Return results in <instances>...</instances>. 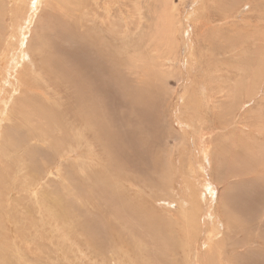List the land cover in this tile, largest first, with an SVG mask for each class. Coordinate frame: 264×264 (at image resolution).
<instances>
[{"label":"rangeland","instance_id":"rangeland-1","mask_svg":"<svg viewBox=\"0 0 264 264\" xmlns=\"http://www.w3.org/2000/svg\"><path fill=\"white\" fill-rule=\"evenodd\" d=\"M48 1L0 0L36 76L0 129V264H264V0ZM27 94L45 134L10 130Z\"/></svg>","mask_w":264,"mask_h":264},{"label":"bare ground","instance_id":"bare-ground-1","mask_svg":"<svg viewBox=\"0 0 264 264\" xmlns=\"http://www.w3.org/2000/svg\"><path fill=\"white\" fill-rule=\"evenodd\" d=\"M25 1V0H24ZM32 1V0H31ZM46 1H48V0H46ZM57 2H58V0H56ZM79 1H81V0H59V2H62V4L63 3H67L68 5L70 4H77L76 6H79L80 5V3H79ZM100 1V0H99ZM103 1V4H104V9L106 10V13L107 14H110L111 12H113V7H112V4L111 3H113V4H115L116 3V0H102ZM124 1H126V0H124ZM43 2V1H42ZM42 2H40V0H35V5H36V7L40 4V3H42ZM49 3H51L50 1H48ZM91 2V1H90ZM96 2V1H95ZM122 2V1H121ZM29 3V2H28ZM31 3V2H30ZM29 3V4H30ZM33 3V2H32ZM78 3H79V5H78ZM130 3V2H129ZM139 3V2H138ZM65 4H63V6L65 5ZM82 4V3H81ZM99 4H101L100 2H99ZM122 4V3H121ZM141 4V3H140ZM14 5V4H13ZM34 5V4H33ZM42 6V8H44V2H43V4H41ZM50 5H52V4H50ZM49 5V6H50ZM87 5V4H86ZM90 5H91V3H90ZM95 5H96V3H95ZM29 6V5H28ZM28 6H27V8H28ZM63 6H61V4H59V7H61V8H63ZM97 6H98V3H97ZM100 6V5H99ZM98 6V7H99ZM137 6H139V5H137ZM18 6H17V2H16V4H15V6H13V8L14 9H16ZM56 7H57V5H56ZM71 7H74L75 8V6H71ZM70 7V8H71ZM81 7V6H80ZM102 7H103V5H102ZM140 7V6H139ZM26 8V9H27ZM30 8V7H29ZM34 8V7H33ZM53 8V7H52ZM78 8V7H77ZM84 8H85V6H84ZM138 8V7H137ZM13 9V10H14ZM20 9V8H19ZM18 9V10H19ZM40 9V8H39ZM65 9V8H64ZM63 9V10H64ZM71 9H73V8H71ZM79 9V8H78ZM78 9H76V11L78 10ZM81 9V8H80ZM103 9V8H102ZM143 9V8H142ZM18 10H17V12H18ZM59 10V9H58ZM60 10H62V9H60ZM59 10V11H60ZM69 10V9H68ZM138 10V9H137ZM26 11H30L29 9L28 10H26ZM50 11V10H49ZM73 10H71V12H72ZM83 11V10H82ZM23 12V11H22ZM55 12V11H54ZM24 13V12H23ZM93 13V15H94V12H92ZM139 13V12H138ZM18 13H15L14 12V19L16 18V15H17ZM30 14V13H29ZM61 14V13H60ZM105 14V13H104ZM103 14V15H104ZM19 15V14H18ZM20 15H21V13H20ZM91 15V14H90ZM32 16H33V13L32 14H30V16L28 17V18H23L24 20H26L25 21V26L23 27V26H20V25H18V23H16L14 26H16V27H12V31H11V33L7 36V38L6 39H2V38H0V40L2 41H5V47L3 48V52H2V59L0 60V68L2 69L1 71H3V80H4V82H8V86L6 87V90H3L4 91V94H0V95H6V94H8V97L6 98L5 96H2L1 98H0V109L2 110V113L0 114L1 115V118H0V129L4 126L5 128H8L9 126L8 125H5L4 124V122H8L9 120H10V116H9V114L7 113V109H8V107L9 106H12V103H11V105H10V102L12 101V100H16L15 99V97H16V95H19V94H21L22 92H25L24 90H23V88L24 89H26L29 93L30 92H33L34 91V89L33 88H35V86L36 85H34V81H35V78H36V76H35V74L34 73H32L31 74V72L33 71L32 70V67H30V69L31 70H29V69H25V68H27L26 67V63H24V62H31V50L32 49H29L28 48V44H30V42L33 40V36H31L30 38H26V36H25V33L23 32V30H28L29 32L31 31V25H30V23H31V20H32ZM66 16H67V14H66ZM75 16V15H74ZM86 16V15H85ZM136 17H137V15H135ZM171 16V15H170ZM27 17V16H26ZM69 18H70V16H68ZM134 17V16H133ZM21 18V19H22ZM97 18V17H96ZM103 18H104V16H103ZM107 18V17H106ZM115 18V16L113 17V19ZM120 17H118L116 20L118 21V19H119ZM135 18V17H134ZM172 18V17H171ZM188 18V17H187ZM193 18V17H192ZM17 19V18H16ZM34 19V18H33ZM99 19V18H98ZM107 19H109V18H107ZM112 19V20H113ZM24 20H23V22H24ZM97 20V19H96ZM95 20V21H96ZM106 20V19H105ZM121 20V19H120ZM162 20V19H161ZM164 20V19H163ZM94 21V20H93ZM94 21V22H95ZM99 21H100V19H99ZM98 20H97V22H99ZM109 21V20H108ZM139 21V20H138ZM141 21V20H140ZM16 22V21H15ZM101 22V21H100ZM106 22V21H105ZM114 22H115V20H114ZM79 23V22H78ZM102 23V22H101ZM103 23H104V21H103ZM102 23V24H103ZM110 23V22H109ZM109 23H107L108 25H109ZM170 23V22H169ZM173 23V22H172ZM20 24H22L21 23V20H20ZM24 24V23H23ZM100 24V23H99ZM98 24V25H99ZM105 24V23H104ZM33 25H34V23H33ZM116 25V24H115ZM97 26V25H96ZM110 26V25H109ZM33 27V26H32ZM79 27V26H78ZM80 27H81V25H80ZM112 27H114V26H112ZM110 28H111V26H110ZM110 28H108V29H110ZM35 29V28H34ZM34 29H33V31H34ZM51 29V28H50ZM113 29V28H112ZM111 29V30H112ZM169 29V28H168ZM38 30V29H37ZM100 30V29H99ZM109 31V30H108ZM126 31V30H125ZM113 32V31H112ZM35 33V32H34ZM51 33V32H50ZM98 33V32H97ZM111 33V32H110ZM114 33V32H113ZM82 35V34H81ZM81 35H80V37H81ZM111 35H112V33H111ZM171 35V34H170ZM45 36V35H44ZM129 36V35H128ZM67 38V37H66ZM129 38V37H128ZM175 37H173V39H174ZM92 39V38H91ZM171 39V38H170ZM73 41V40H72ZM102 41V40H101ZM97 43V42H96ZM101 43V42H100ZM102 43H105V42H102ZM69 45H70V43H69ZM72 45V44H71ZM99 45V44H98ZM103 45V44H102ZM105 45V44H104ZM190 45H191V43H190ZM42 46V45H41ZM192 46V45H191ZM102 47V46H101ZM109 47V46H108ZM108 47H105V48H108ZM38 48V47H37ZM49 48H50V46H49ZM125 48H127V46L125 47ZM191 48V47H190ZM36 49V48H35ZM42 49V48H41ZM40 49V50H41ZM101 49V48H100ZM40 50H38L40 53H41V51ZM124 50V49H123ZM192 50V49H191ZM43 51V50H42ZM51 51V50H50ZM31 53V54H30ZM34 54V53H33ZM190 54V53H189ZM40 56V55H39ZM49 56V55H48ZM46 57V56H45ZM47 58V57H46ZM60 58V57H59ZM39 59V58H38ZM37 59V60H38ZM41 59V58H40ZM44 59V58H43ZM48 59V58H47ZM61 59V58H60ZM36 60V59H35ZM45 60V59H44ZM195 60V59H194ZM43 61V60H42ZM64 61V60H63ZM69 62V61H68ZM49 63V62H48ZM30 64H33V62H31ZM39 64H41V63H39ZM46 64V63H45ZM44 64V65H45ZM3 65H5V66H3ZM262 65V64H261ZM46 66V65H45ZM36 67V66H35ZM42 69V68H41ZM26 70V72H24ZM47 70V69H46ZM35 71V70H34ZM39 71V70H38ZM41 71V70H40ZM45 71V70H44ZM215 71V70H214ZM46 72V71H45ZM207 74H209V72H207ZM211 74V73H210ZM43 75V74H42ZM212 75V74H211ZM22 76H25L26 78H30V80L29 81H31L30 83L29 82H26V80L22 77ZM45 76V75H44ZM213 76V75H212ZM215 77V76H214ZM2 79V78H1ZM0 86L1 87H3L2 86V84H1V82H0ZM1 87H0V92H1ZM205 87H206V85H205ZM7 88H9V90L11 89V93H9L8 92V89ZM39 88V87H38ZM204 88V87H203ZM202 88V89H203ZM204 91V90H203ZM202 91V92H203ZM36 92V91H35ZM201 92V93H202ZM204 93L206 94V92L204 91ZM203 93V94H204ZM12 94V95H11ZM31 94V93H30ZM28 95V94H27ZM30 98L32 99V97L31 96H25V98L23 99V101H21V102H19V106L17 107V109H16V111H17V119H19V125H18V127L16 128V123H14V125H11L10 126V130H12L13 132H14V135L15 134H18L17 132V130H18V128L20 129V127H22V128H28V127H35L36 126V128L42 133V134H45V129H44V126L46 125V123H47V115H46V113L43 111V109H39V111H37V110H33L31 107H32V102H30ZM27 101H28V103H27ZM34 106V105H33ZM53 113H54V111H53ZM55 115V114H54ZM57 117V116H56ZM54 118V117H53ZM16 119V118H15ZM51 120V119H50ZM58 120H60V119H58ZM62 120H64V119H62ZM62 120H60L61 122H62ZM42 122L43 123V125H41V126H39V125H37V123L38 122ZM55 121V120H54ZM59 121V122H60ZM3 122V123H2ZM34 122V124H32ZM84 122V121H83ZM50 123V122H49ZM54 123V122H53ZM57 123V122H56ZM85 123H87V122H85ZM51 124V123H50ZM63 124V123H62ZM59 125H61V124H59ZM86 125V124H85ZM84 125V126H85ZM89 125V124H88ZM88 125H86L87 127H88ZM54 127H56V125H53ZM52 126V127H53ZM58 126V125H57ZM64 126V125H63ZM75 126V125H74ZM16 128L15 130H14V128ZM30 127V128H31ZM46 127V129L48 128L47 126H45ZM58 127H61V126H58ZM4 128V129H5ZM51 128V127H50ZM57 128V127H56ZM89 128V127H88ZM91 128V127H90ZM52 129V128H51ZM55 129V128H54ZM33 130H35V129H33ZM71 130V129H70ZM194 130V129H193ZM1 131V130H0ZM32 131V130H31ZM53 131V130H52ZM65 131H66V129H65ZM2 132V131H1ZM0 132V133H1ZM7 132V131H6ZM48 132V131H47ZM67 132V131H66ZM65 132V133H66ZM74 132V131H73ZM3 133H4V131H3ZM64 133V134H65ZM76 133V132H75ZM9 134V133H8ZM7 134V135H8ZM41 134V136H43ZM48 134H50V132L48 133ZM62 134H63V131H62ZM98 134H99V132H98ZM202 134V133H201ZM35 135V134H34ZM50 135H52V134H50ZM76 135H78V134H76ZM3 136V135H2ZM2 136H0V138H2ZM11 136V135H10ZM13 136V135H12ZM28 136H30V135H28ZM41 136H40V138H41ZM53 137H54V135H52ZM79 136V135H78ZM101 136V135H100ZM8 137V136H7ZM22 137V136H21ZM31 137V136H30ZM37 137V136H36ZM38 137H39V135H38ZM44 137V136H43ZM50 138H52L51 136H49ZM32 138V137H31ZM39 138V139H40ZM68 138V137H67ZM69 138H71L70 136H69ZM197 138V137H196ZM199 138V137H198ZM197 138V139H198ZM16 139V138H15ZM43 139V138H42ZM77 139H79V138H77ZM204 139V138H203ZM4 140V139H3ZM32 140V139H31ZM54 140V142H55V139H53ZM86 140V139H85ZM92 140V139H91ZM199 141H200V139H198ZM34 141V140H33ZM39 141V140H38ZM49 142H50V140H48ZM76 141V140H75ZM80 141V140H79ZM87 141V140H86ZM6 142V143H5ZM5 146H3L4 148L5 147H8V146H13L14 147V145H12L13 143L11 142V140H10V137H8V139H6L5 140ZM15 142V141H14ZM35 142V141H34ZM53 142V141H52ZM53 142V143H54ZM60 142V141H59ZM67 142V141H66ZM65 142V143H66ZM71 142V141H70ZM94 142V141H93ZM198 142V141H197ZM201 142V141H200ZM72 143V142H71ZM76 143H77V141H76ZM81 144L83 143V142H80ZM80 143H78V144H80ZM88 143V142H87ZM86 143V144H87ZM90 143V142H89ZM88 143V144H89ZM55 144V143H54ZM67 144V143H66ZM40 145V144H39ZM42 145V144H41ZM44 145H46V144H44ZM49 145V144H48ZM61 145V144H60ZM62 145H64V144H62ZM27 146V145H26ZM43 146V145H42ZM51 146V145H50ZM182 146V145H181ZM19 147V146H18ZM44 147V146H43ZM54 147H56V146H54ZM65 147V146H64ZM80 147V146H79ZM88 148H89V146H87ZM1 148L0 149V153H1V151H2V153H5L6 152V149L7 148ZM46 148H47V146H46ZM85 148H86V146H85ZM56 149H57V147H56ZM64 149V148H63ZM66 149V148H65ZM68 149H69V147H68ZM79 149V151L80 152H82L80 149H81V147L80 148H78ZM78 149L76 148V151H78ZM83 149H84V146H83ZM82 149V150H83ZM72 150V148L70 149V151ZM85 150V149H84ZM84 150H83V153H84ZM87 150V149H86ZM207 150H208V148H207ZM26 151V150H25ZM67 151H69V150H67ZM206 151V150H205ZM209 151V150H208ZM20 152V151H19ZM62 152V151H61ZM73 152H75V149L73 150ZM201 152V151H200ZM210 152V151H209ZM208 152V153H209ZM17 153V152H16ZM15 153V154H16ZM65 153V152H64ZM68 153V152H67ZM19 154V153H18ZM60 154V153H59ZM85 154V153H84ZM87 154V153H86ZM35 155V154H34ZM52 155V154H51ZM68 155V154H67ZM69 155H71V154H69ZM81 155V154H80ZM205 155V154H204ZM203 155V158L205 157ZM59 156H61V155H59ZM58 156V157H59ZM65 156V155H64ZM72 156H73V153H72ZM83 156V155H82ZM84 156H86V155H84ZM89 156V155H88ZM207 156V155H206ZM74 157V156H73ZM73 157H71V158H73ZM80 157V156H79ZM90 157H92V154H91V156ZM70 158V156L67 158V159H69ZM70 158V159H71ZM84 158H86V157H84ZM202 158V159H203ZM66 159V158H65ZM73 159H75L76 160V158L74 157ZM80 159H81V157H80ZM57 160V159H56ZM206 160V159H205ZM60 161H61V159H60ZM64 161V160H63ZM56 162V161H55ZM58 162V161H57ZM59 164V163H58ZM53 165V164H52ZM46 166V165H45ZM4 167H5V164H4V162H2L1 163V161H0V169L2 170V169H4ZM59 168H61V167H59ZM200 168H203V167H200ZM217 168V167H216ZM55 169V168H54ZM204 169V168H203ZM53 170V169H52ZM56 170V169H55ZM49 171V170H48ZM197 171V170H196ZM199 171V170H198ZM47 172V171H46ZM57 172H58V170H57ZM50 174V173H49ZM48 174V175H49ZM54 174V173H53ZM42 175V174H41ZM44 175H46V174H44ZM196 175V174H195ZM47 176V175H46ZM0 177H1V174H0ZM45 177V176H44ZM43 178V177H42ZM40 179V178H39ZM45 179V178H44ZM64 181V180H63ZM42 182H45V181H42ZM63 183V182H62ZM64 183H66L65 181H64ZM187 187V186H186ZM65 188V187H64ZM39 189V188H38ZM57 189V188H56ZM55 189V190H56ZM62 189V188H61ZM185 189V188H184ZM37 190V189H36ZM53 190V189H52ZM58 190V189H57ZM186 190H187V188H186ZM37 191H39V190H37ZM139 191H141L140 190V188H139ZM201 191V190H200ZM33 192V191H32ZM188 192V191H187ZM39 193V192H38ZM51 193V192H50ZM201 193V192H200ZM235 193V192H234ZM34 194H36V197H38V195H37V193L35 192ZM52 194V193H51ZM189 195V194H188ZM187 195V196H188ZM34 197H35V195H33ZM50 196V195H49ZM33 198L34 200L33 201H36V199L38 200V198ZM205 197V196H204ZM50 198V197H49ZM51 198H52V195H51ZM53 198H55V197H53ZM206 198V197H205ZM0 200H2L1 198H0ZM32 200V199H31ZM30 200V201H31ZM198 200V199H197ZM237 200V199H236ZM46 201V200H45ZM47 201L48 202H50L49 204L51 205V207L54 209V207H57L58 206V202H57V200H55V199H50V201L47 199ZM38 202V201H37ZM40 202V201H39ZM31 203H34V202H31ZM37 204V203H36ZM35 204V205H36ZM191 204V203H190ZM33 205V204H32ZM45 205V204H44ZM38 205H36V207H37ZM35 208V206H32V208ZM186 207V206H185ZM33 208V209H34ZM50 208V207H49ZM46 209H47V207H46ZM51 209V208H50ZM191 209V208H190ZM56 210V209H55ZM225 210V209H224ZM37 213V212H36ZM55 213H53V215H54ZM133 215V214H132ZM126 216V215H125ZM161 218V217H160ZM149 219H151L150 218V215H149ZM126 220V219H125ZM207 221V220H206ZM205 221V222H206ZM240 221V220H239ZM196 222V221H195ZM215 222V221H214ZM155 223V222H154ZM158 223V222H157ZM207 223V222H206ZM211 223V222H210ZM234 223H235V221H234ZM193 224V223H192ZM207 225V224H206ZM213 225V224H212ZM218 225V224H217ZM221 225V224H220ZM219 225V226H220ZM232 225V224H231ZM241 225V224H240ZM168 226V225H167ZM192 226V225H191ZM209 226V225H208ZM228 226V225H227ZM236 226V225H235ZM242 226V225H241ZM195 227V226H194ZM203 227V226H202ZM226 227V226H225ZM238 227V226H237ZM149 228V227H148ZM160 228V227H159ZM191 228V227H190ZM193 228V227H192ZM215 228V227H214ZM220 228V227H219ZM242 229H243V227H241ZM170 229V228H169ZM229 229V228H228ZM159 230V229H158ZM197 230V229H196ZM206 230V229H205ZM191 231V230H190ZM198 231V230H197ZM220 231H222V228H221V230ZM166 232V231H165ZM214 232V231H213ZM205 233V232H204ZM212 233V232H211ZM242 233H244L243 231H242ZM191 234H192V232H191ZM213 234V233H212ZM212 234H210V235H212ZM19 235V234H18ZM149 235V234H148ZM219 235V234H218ZM189 236V235H188ZM180 237V236H179ZM178 237V238H179ZM201 239V238H200ZM211 239H212V237H211ZM215 239V238H214ZM226 239V238H225ZM242 239V238H241ZM245 239V238H244ZM206 240H208V239H206ZM247 240V239H246ZM214 241H216V240H214ZM126 242V241H125ZM206 242V241H205ZM210 242V241H209ZM240 242H242V241H240ZM39 243V242H38ZM191 242L189 241V244H190ZM204 243V242H203ZM213 243V242H212ZM214 244H215V242H214ZM242 244V243H241ZM20 244L17 242V243H13V246L16 248L15 249V251L17 252V257L18 258H24V255H22L21 254V252H20V250H22L21 249V246H19ZM41 245V244H40ZM77 245V244H76ZM109 245V244H108ZM133 245V244H132ZM213 245V244H212ZM211 245V246H212ZM234 245V244H233ZM136 246V245H135ZM205 246V245H204ZM230 246V245H229ZM154 247V246H153ZM203 247V246H202ZM206 247V246H205ZM214 247V246H213ZM212 247V248H213ZM126 248H128V246L126 247ZM215 248V247H214ZM219 248V247H218ZM245 248H246V246H245ZM118 249V248H117ZM161 249V248H160ZM170 249V248H169ZM180 249V248H179ZM178 249V250H179ZM195 249V248H194ZM215 249H217V248H215ZM220 249V248H219ZM222 249V248H221ZM111 250V249H110ZM140 250V249H139ZM232 250H233V248H232ZM231 250V251H232ZM242 250V249H241ZM129 251V250H128ZM163 251H165V252H167V249L164 247V249H163ZM224 251V250H223ZM235 251V250H234ZM116 252V251H115ZM132 252V251H131ZM160 252V251H159ZM189 252H192V251H189ZM220 252V251H219ZM226 252H228V256H229V250L228 251H226ZM248 251H244V252H235V254L236 255H243V253H247ZM202 253V252H201ZM115 254V253H114ZM132 254V253H131ZM136 254V253H135ZM161 254V253H160ZM162 254H164V255H166V253H162ZM213 254V253H212ZM89 255V254H88ZM123 255V254H122ZM187 255V254H186ZM190 255V254H189ZM188 255V256H189ZM215 255H216V253H215ZM87 256V255H86ZM118 256V255H117ZM125 256H128V255H126V253H125ZM134 256V255H133ZM196 256H197V254H196ZM195 256V257H196ZM231 256V255H230ZM26 257V256H25ZM165 257V256H164ZM206 257H208V256H206V254H205V258ZM211 257V256H210ZM218 257V256H217ZM244 257V256H243ZM91 258V257H90ZM122 258V257H121ZM120 258V259H121ZM128 258H129V256H128ZM212 258H213V256H212ZM215 258H216V256H215ZM219 258V257H218ZM221 258H224V257H221ZM229 258V257H228ZM26 259V258H25ZM107 259V258H106ZM136 259V258H135ZM141 259V258H140ZM139 259V260H140ZM144 259H145V257H144ZM159 259V258H158ZM201 259V258H200ZM207 259H209V258H206V261H207V263H208V261L209 260H207ZM214 259V258H213ZM230 259V258H229ZM228 259V260H229ZM252 259V258H251ZM257 259V258H256ZM125 260V259H124ZM131 260V259H130ZM204 260V259H203ZM221 260V259H220ZM237 262V264H242L241 263V260H239L238 258L237 259H235ZM249 260V259H248ZM92 261V260H91ZM110 261V260H109ZM114 261V260H113ZM121 261V260H120ZM120 261H118V262H120ZM126 261H128L127 259H126ZM125 261V262H126ZM137 261V260H136ZM162 261V260H161ZM118 262H117V264H118ZM131 262V261H130ZM129 262V263H130ZM133 262V261H132ZM142 262V261H141ZM204 262V261H203ZM217 262V261H216ZM215 262V263H216ZM220 262V261H219ZM228 262V261H227ZM113 264H115V262H112ZM123 263V262H122ZM128 263V262H127ZM144 263H145V261H144ZM149 262H147V264H148ZM157 263H159V262H157ZM202 263V262H201ZM201 263H199V264H201ZM225 263V262H224ZM255 263V262H254ZM1 264H5V262L3 261H1ZM126 264V263H125ZM131 264V263H130ZM133 264V263H132ZM140 264H142V263H140ZM160 264V263H159ZM181 264V263H180ZM187 264H189V263H187ZM217 264V263H216ZM230 264H231V262H230ZM233 264V263H232Z\"/></svg>","mask_w":264,"mask_h":264}]
</instances>
